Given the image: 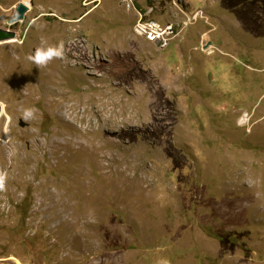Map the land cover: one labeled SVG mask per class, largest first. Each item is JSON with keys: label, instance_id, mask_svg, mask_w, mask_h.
Returning a JSON list of instances; mask_svg holds the SVG:
<instances>
[{"label": "rangeland", "instance_id": "374dc122", "mask_svg": "<svg viewBox=\"0 0 264 264\" xmlns=\"http://www.w3.org/2000/svg\"><path fill=\"white\" fill-rule=\"evenodd\" d=\"M21 2L0 0V264H264V0H30L9 27ZM150 3L167 49L136 33Z\"/></svg>", "mask_w": 264, "mask_h": 264}, {"label": "built area", "instance_id": "2783aa9c", "mask_svg": "<svg viewBox=\"0 0 264 264\" xmlns=\"http://www.w3.org/2000/svg\"><path fill=\"white\" fill-rule=\"evenodd\" d=\"M134 4H135V0H127V5L131 6ZM139 11H140L139 12L140 20L135 29L136 33L139 36L144 37L147 41L155 40L156 45H158L161 48H166L168 44L172 41L171 37L173 39V37L176 35L173 25L172 24L163 25L162 23L148 17L147 13L151 12L152 14V12L154 11V9H152V6H148L147 12L145 13L142 10ZM200 13L201 12L195 13L194 18H197ZM187 17L189 18V21L193 19V16L187 15Z\"/></svg>", "mask_w": 264, "mask_h": 264}, {"label": "water", "instance_id": "95a60500", "mask_svg": "<svg viewBox=\"0 0 264 264\" xmlns=\"http://www.w3.org/2000/svg\"><path fill=\"white\" fill-rule=\"evenodd\" d=\"M29 12H30V8L25 3L21 2L18 4L13 16L9 18L5 23L9 27H12L17 23L23 22ZM15 38H16L15 32L11 31L10 29L6 30L0 28V42L10 41ZM21 126L25 127V124L23 123Z\"/></svg>", "mask_w": 264, "mask_h": 264}, {"label": "clouds", "instance_id": "9594fccd", "mask_svg": "<svg viewBox=\"0 0 264 264\" xmlns=\"http://www.w3.org/2000/svg\"><path fill=\"white\" fill-rule=\"evenodd\" d=\"M62 55H63L62 46H60L57 48H48L46 50H38L34 59L38 65L44 66L52 59L60 58ZM29 59H32V57H29ZM34 111H35L34 109H27L25 112V116L26 117L31 116L34 113ZM6 175H7L6 173H0V188L3 187V181Z\"/></svg>", "mask_w": 264, "mask_h": 264}, {"label": "bare ground", "instance_id": "6f19581e", "mask_svg": "<svg viewBox=\"0 0 264 264\" xmlns=\"http://www.w3.org/2000/svg\"><path fill=\"white\" fill-rule=\"evenodd\" d=\"M126 2H127V0H126ZM23 3H25V4L31 9V3H30V0H23ZM148 41H150V42L156 44V41H155V40H148ZM11 42H12V41H11ZM0 107H1V109H2V112H4V111H5V110H4V105H1ZM3 114H4V113H3ZM243 121H244V120H243Z\"/></svg>", "mask_w": 264, "mask_h": 264}, {"label": "trees", "instance_id": "16d2710c", "mask_svg": "<svg viewBox=\"0 0 264 264\" xmlns=\"http://www.w3.org/2000/svg\"><path fill=\"white\" fill-rule=\"evenodd\" d=\"M153 5V3H150V5L149 6H152Z\"/></svg>", "mask_w": 264, "mask_h": 264}, {"label": "crops", "instance_id": "0c3cea01", "mask_svg": "<svg viewBox=\"0 0 264 264\" xmlns=\"http://www.w3.org/2000/svg\"><path fill=\"white\" fill-rule=\"evenodd\" d=\"M148 8V7H147ZM132 14H134V13H132Z\"/></svg>", "mask_w": 264, "mask_h": 264}]
</instances>
